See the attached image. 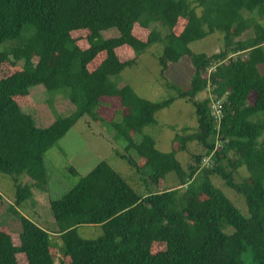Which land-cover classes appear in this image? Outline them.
<instances>
[{
  "label": "trees",
  "instance_id": "1",
  "mask_svg": "<svg viewBox=\"0 0 264 264\" xmlns=\"http://www.w3.org/2000/svg\"><path fill=\"white\" fill-rule=\"evenodd\" d=\"M110 29L117 36L104 38ZM78 30L88 32V45L73 42ZM210 36L221 42L217 52L191 50ZM122 47L133 58L120 61L116 50ZM142 56L162 76L185 57L188 89L155 102L118 84L115 77ZM8 66L15 71L0 78V174L12 177L10 210L22 230L18 245L0 232V264H20L21 254L26 264H56L51 248L71 264H264V0H0V72ZM38 86L68 98L75 112L42 126L36 112L22 106ZM108 98H121L125 109L103 121L99 113L110 106ZM177 99L189 107L193 126L179 128V143L163 152L148 128ZM85 116L114 124V139L125 151L114 147V154L138 179L147 170L141 187L153 189L138 193L104 159L50 201L57 224L51 233L17 210L33 196L23 180L48 184L46 155ZM183 152L189 158L182 159ZM173 175L178 180L170 183ZM213 177L244 199L245 211ZM162 180L165 190H159ZM98 226L103 233L97 238L78 233ZM156 243L165 250L154 253Z\"/></svg>",
  "mask_w": 264,
  "mask_h": 264
},
{
  "label": "rangeland",
  "instance_id": "2",
  "mask_svg": "<svg viewBox=\"0 0 264 264\" xmlns=\"http://www.w3.org/2000/svg\"><path fill=\"white\" fill-rule=\"evenodd\" d=\"M180 30L181 27L178 26L176 32ZM147 33L148 30L136 29V34L138 35H147ZM117 34L118 31L115 29L103 32L104 38L117 36ZM87 39L88 32L86 30H78L72 33L73 42H77L79 45H88ZM220 47L221 42L217 40L216 36H210L190 45L192 51L208 54L217 52ZM116 53L122 62L133 58V52L128 47L119 48L116 50ZM105 57V53L96 57L89 64L90 70H94ZM141 58L135 68L115 77V81L122 86L129 84L138 97L155 102L164 101L175 96L178 91L188 89L191 69L185 57L179 61L176 67H172L163 76L159 75L156 64L150 59H143V56ZM14 71L15 68L4 67L3 71L0 72V78ZM41 88L43 87L32 88L31 97L33 100H30L29 97V102L22 103V106L27 112H36V119L42 126L49 127L58 117L69 116L75 112L76 105L71 103L68 98L63 95L50 93ZM207 94L208 92L202 93L200 97L204 98ZM49 99H53L52 104L48 103ZM107 100L110 106H104L99 113L103 121H109V118L111 119L116 109H125L124 101L121 98H108ZM107 100L104 101L107 102ZM182 102V100L177 99L164 111L165 114L159 116L158 123L154 127L148 128L151 136L156 137V146L160 151L167 152L174 149L179 143L176 139L178 129L185 126H193V119L191 116H188L189 107ZM30 105L32 107L27 108ZM120 118L121 115L118 114L116 121ZM116 130L117 128H115L114 124L107 122L99 124L90 117H82L58 145L46 155L45 164L48 184L36 186V183L32 179L29 177L24 178L23 184L31 186L33 196L23 206L17 207V210L52 233L57 224L50 210V201L52 199H59L69 192L83 176L87 175L104 159L108 160L112 167L125 177L138 193L143 194L150 191L151 188L153 189V187L144 189L141 187V183L147 177V170L146 172H141L138 179L137 175L134 174L135 169L133 170V167L123 158L114 154V147L118 149L116 150L117 152L125 153L123 150L124 144L114 139ZM178 134L181 133L178 132ZM182 155V159L189 158V154L186 152H183ZM129 156L133 157L136 162L140 161L139 156L134 150L130 151ZM210 162L211 160L209 161L208 157L203 160L204 166H208ZM240 173L236 176L238 181L242 179L241 176L245 175L243 171ZM175 176L170 177V183H175L178 180L177 176ZM11 180V176L0 174V189L3 191L0 193L4 195L3 199L0 200V232L8 233L13 243L18 245L20 241L19 234L22 229L20 220L10 210V206L14 204L13 195L15 192V185H13ZM213 182L225 191L226 195L241 210L245 211V201L234 189L227 187L225 182L219 177H213ZM166 188L167 184L163 180L160 181L159 190H165ZM78 233L82 238L93 239L101 236L103 231L99 226L79 227ZM165 248L164 244L156 243L153 246V252L157 253L165 250ZM51 252L55 257L56 264H60L61 262L63 264H71L70 258L63 257L59 249L51 248ZM18 261L20 264H26L27 259L21 254L18 255ZM247 264L253 263L247 262Z\"/></svg>",
  "mask_w": 264,
  "mask_h": 264
},
{
  "label": "built area",
  "instance_id": "3",
  "mask_svg": "<svg viewBox=\"0 0 264 264\" xmlns=\"http://www.w3.org/2000/svg\"><path fill=\"white\" fill-rule=\"evenodd\" d=\"M213 107H216L215 105H213Z\"/></svg>",
  "mask_w": 264,
  "mask_h": 264
}]
</instances>
